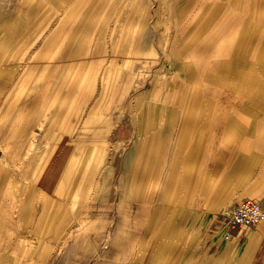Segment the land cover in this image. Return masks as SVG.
<instances>
[{"label": "rangeland", "instance_id": "obj_1", "mask_svg": "<svg viewBox=\"0 0 264 264\" xmlns=\"http://www.w3.org/2000/svg\"><path fill=\"white\" fill-rule=\"evenodd\" d=\"M262 66L264 0H0V264L234 261Z\"/></svg>", "mask_w": 264, "mask_h": 264}, {"label": "crops", "instance_id": "obj_2", "mask_svg": "<svg viewBox=\"0 0 264 264\" xmlns=\"http://www.w3.org/2000/svg\"><path fill=\"white\" fill-rule=\"evenodd\" d=\"M29 3H32V2H29ZM2 145L5 149V147L8 145V143L3 142ZM0 147H1V143H0ZM1 153H2V150H1ZM84 160L85 159L81 160V162H80L81 168H83V165L85 166L88 164L90 171L96 170L95 164L93 162L87 163V161L86 160L84 161ZM151 195L153 196V193ZM254 197L259 198V193L255 194ZM244 199H251V198H243L242 200H244ZM252 200H254V199H252ZM262 222H264V219L262 221H259L258 223L254 224V225L245 227V229H238V230L236 228L231 229L233 236L229 241L234 240L233 241L234 243H236V241L238 242V240L240 238H242V237H240L241 233H242L243 239H246V241H247L246 246L238 252L236 259L234 261L233 260L231 261V259H232L231 257L233 256L232 255L233 248L228 246L227 243H226V245L224 244L223 249L221 251V254L219 255L220 257H219L218 263L230 264V262H231V264H250L252 262L253 257L256 255H259L261 252V248L257 247V242L264 238L263 237L264 236L263 235V226L264 225L261 224ZM249 227H254V228L251 229L250 231H248L250 229ZM216 243H217V246H221L223 244V240L220 239V237H219L216 239ZM164 262L166 263V261L162 259L159 263H155V262H153V258H151L148 263L149 264H165ZM112 264H124V262L122 263L120 261H117V263H112Z\"/></svg>", "mask_w": 264, "mask_h": 264}, {"label": "built area", "instance_id": "obj_3", "mask_svg": "<svg viewBox=\"0 0 264 264\" xmlns=\"http://www.w3.org/2000/svg\"><path fill=\"white\" fill-rule=\"evenodd\" d=\"M1 152V147H0ZM264 219V209L260 203L252 199H244L238 202L228 216V228L225 230L223 241H229L233 234L231 229L248 227Z\"/></svg>", "mask_w": 264, "mask_h": 264}, {"label": "bare ground", "instance_id": "obj_4", "mask_svg": "<svg viewBox=\"0 0 264 264\" xmlns=\"http://www.w3.org/2000/svg\"><path fill=\"white\" fill-rule=\"evenodd\" d=\"M28 2H32V1H34V0H27ZM246 61V60H245ZM243 62V61H242ZM249 64V63H248ZM249 66V65H248ZM262 67H264V66H262ZM261 67V68H262ZM251 68V67H250ZM260 70V69H259ZM261 73V72H260ZM258 74V73H257ZM263 76V75H262ZM262 80V79H261ZM264 80V79H263ZM264 84V83H263ZM259 86V85H258ZM257 86V87H258ZM254 88V87H253ZM256 89V88H255ZM204 91V90H203ZM254 91V90H253ZM261 91V90H260ZM262 91H264V90H262ZM186 94V93H185ZM253 95L255 94V93H252ZM188 95V94H187ZM244 96V95H243ZM251 96V95H250ZM246 97V96H245ZM253 97V96H252ZM255 97V96H254ZM213 98V97H212ZM249 99H250V97H249ZM256 99V97L253 99V100H255ZM247 100V99H246ZM200 102V101H199ZM250 102V101H249ZM215 104V103H214ZM260 106V105H259ZM261 107V106H260ZM264 107V106H263ZM182 109V108H181ZM263 110V109H262ZM181 112V111H180ZM262 112H264V111H262ZM224 113H225V111H224ZM243 113V112H242ZM182 114V113H181ZM262 114V113H261ZM223 115V114H222ZM260 116V115H259ZM261 117V116H260ZM259 117V118H260ZM258 119V118H257ZM251 121V120H250ZM128 248V247H127Z\"/></svg>", "mask_w": 264, "mask_h": 264}]
</instances>
